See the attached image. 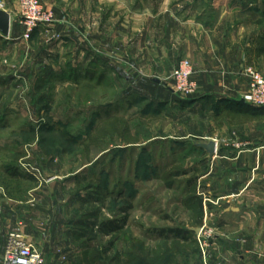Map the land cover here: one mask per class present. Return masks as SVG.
Segmentation results:
<instances>
[{"label": "rangeland", "instance_id": "374dc122", "mask_svg": "<svg viewBox=\"0 0 264 264\" xmlns=\"http://www.w3.org/2000/svg\"><path fill=\"white\" fill-rule=\"evenodd\" d=\"M11 2L0 0V10ZM242 9L249 12L240 19L241 40L251 43L240 73L250 85L247 70L264 77V0ZM54 27H44L36 44L0 33V253L11 232L57 225L71 238L65 254L110 264L132 240L146 254L165 229L215 224L217 201L207 189L215 178L203 179L208 154L194 142L215 138L217 102L184 103L197 96L173 93L174 70L160 87L168 101L157 96L156 85L142 84L146 72L130 65V52L114 55L113 70L89 68L87 49L103 48L81 40L57 51L61 34L47 32ZM95 213L127 223L86 241L89 228L76 223L93 222Z\"/></svg>", "mask_w": 264, "mask_h": 264}, {"label": "crops", "instance_id": "0c3cea01", "mask_svg": "<svg viewBox=\"0 0 264 264\" xmlns=\"http://www.w3.org/2000/svg\"><path fill=\"white\" fill-rule=\"evenodd\" d=\"M227 1L41 0L55 17V27L47 32L61 34L57 51L63 44L81 45V40L90 47H102L87 49V62L89 68L100 65L106 71L114 69V55L130 52V65L146 72L142 84L156 85L157 96L167 101L160 88L165 84L162 80L188 59L201 94L183 102L191 107L217 102L215 138L206 140L216 142L217 153L213 159L205 158L211 168L203 176L215 178L207 189L217 201V222L181 228L194 233L188 239L159 235L151 253L145 254L146 245L138 241L132 245V240L121 264H264V108L251 107L243 100L249 83L240 72L246 64L245 47L251 42L244 45L241 40L247 33L240 19L249 12L242 9L247 0ZM3 11L11 16L8 37L13 42L42 40L44 27L35 31L31 41L22 39L24 29L15 0ZM42 46L39 52L44 54ZM208 229L215 232L210 239L196 233ZM23 232L45 256L46 264H86L79 253L63 252L72 245L62 226L49 230L28 226ZM5 248L6 244L0 264Z\"/></svg>", "mask_w": 264, "mask_h": 264}, {"label": "built area", "instance_id": "2783aa9c", "mask_svg": "<svg viewBox=\"0 0 264 264\" xmlns=\"http://www.w3.org/2000/svg\"><path fill=\"white\" fill-rule=\"evenodd\" d=\"M19 7V20L23 27L22 39L31 40L36 30L55 24L54 14L48 12L41 0H16ZM195 71L192 63L185 59L171 75L173 93L183 97H195L200 94V87L194 80ZM250 80L247 93L243 96L246 104L254 108H264V77L252 70L246 71ZM209 230V229H208ZM202 230L199 236L212 238L213 231ZM3 264H46L45 256L20 232L8 234Z\"/></svg>", "mask_w": 264, "mask_h": 264}, {"label": "trees", "instance_id": "16d2710c", "mask_svg": "<svg viewBox=\"0 0 264 264\" xmlns=\"http://www.w3.org/2000/svg\"><path fill=\"white\" fill-rule=\"evenodd\" d=\"M201 208L203 211V204L200 206V211H201ZM129 209H131V207L126 209L125 213H127V211ZM92 217L95 218V220L93 222H87L84 224H82V222L79 224L76 223L77 225L89 228V231H88L89 233L87 232V229H85L84 230V231H86L85 234H83L81 236V238L86 239V241L87 240L96 241L99 238L100 234L105 235V236L117 234L123 230V228L125 227V225L127 223V217H125L121 221L120 220L100 221L98 213L93 214ZM160 235L166 239L170 238L171 236L183 238V239H188L189 237L194 236V233L187 230V229L174 228V229H165L160 233ZM114 248H115V242H111V243H109L108 247H105L104 252L106 253V251L107 252L113 251ZM122 254H120L119 256H115L113 260H110V264L119 263V260L121 263ZM133 254H136V253H133ZM89 264H95V263H92V261H91V262H89Z\"/></svg>", "mask_w": 264, "mask_h": 264}, {"label": "water", "instance_id": "95a60500", "mask_svg": "<svg viewBox=\"0 0 264 264\" xmlns=\"http://www.w3.org/2000/svg\"><path fill=\"white\" fill-rule=\"evenodd\" d=\"M11 27V16L8 12L0 10V32L3 36L8 37L10 35ZM195 146L199 149L204 150L209 159L216 157L217 153V144L214 140H208L206 142H194ZM196 233H200V230H196Z\"/></svg>", "mask_w": 264, "mask_h": 264}]
</instances>
